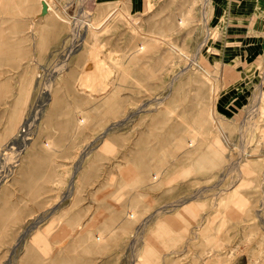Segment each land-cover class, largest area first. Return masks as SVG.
<instances>
[{"label":"rangeland","instance_id":"obj_1","mask_svg":"<svg viewBox=\"0 0 264 264\" xmlns=\"http://www.w3.org/2000/svg\"><path fill=\"white\" fill-rule=\"evenodd\" d=\"M58 3L0 0V264H264V0Z\"/></svg>","mask_w":264,"mask_h":264},{"label":"crops","instance_id":"obj_2","mask_svg":"<svg viewBox=\"0 0 264 264\" xmlns=\"http://www.w3.org/2000/svg\"><path fill=\"white\" fill-rule=\"evenodd\" d=\"M248 13L246 11H243V15L240 16H231L229 17V21L226 23V29L227 32L229 31V28H231L232 30L229 31L228 34H230V37H232V41H236V40H243V39H234L235 36L240 37V36H244V34L248 33L250 28V23L253 22V18H251V16H249ZM231 25H234L236 27H239L237 29V31H234L233 27ZM228 53V52H227Z\"/></svg>","mask_w":264,"mask_h":264},{"label":"bare ground","instance_id":"obj_3","mask_svg":"<svg viewBox=\"0 0 264 264\" xmlns=\"http://www.w3.org/2000/svg\"><path fill=\"white\" fill-rule=\"evenodd\" d=\"M58 1L59 0H55V2H57V3H58ZM58 5L61 6L60 3H58ZM61 8H62L63 11H67L66 8H63V7H61Z\"/></svg>","mask_w":264,"mask_h":264},{"label":"water","instance_id":"obj_4","mask_svg":"<svg viewBox=\"0 0 264 264\" xmlns=\"http://www.w3.org/2000/svg\"><path fill=\"white\" fill-rule=\"evenodd\" d=\"M111 129H112V128H111ZM111 129H109V130L106 132V134H107ZM106 134H105V135H106ZM105 135H104V136H105Z\"/></svg>","mask_w":264,"mask_h":264}]
</instances>
